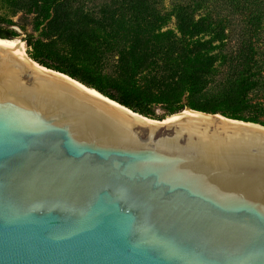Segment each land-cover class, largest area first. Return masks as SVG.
I'll list each match as a JSON object with an SVG mask.
<instances>
[{"label": "water", "instance_id": "1", "mask_svg": "<svg viewBox=\"0 0 264 264\" xmlns=\"http://www.w3.org/2000/svg\"><path fill=\"white\" fill-rule=\"evenodd\" d=\"M42 67L0 46V264H264L263 125L150 122Z\"/></svg>", "mask_w": 264, "mask_h": 264}, {"label": "trees", "instance_id": "2", "mask_svg": "<svg viewBox=\"0 0 264 264\" xmlns=\"http://www.w3.org/2000/svg\"><path fill=\"white\" fill-rule=\"evenodd\" d=\"M78 0H17V9L32 14V25L36 32H25L22 37L30 48L29 57L39 65L61 72L93 88L102 95L129 108L133 112L153 118V107L160 105L167 115L182 111L185 106L191 109L220 113L225 117L258 123L264 126L256 106L250 102V92L261 83L259 66L256 65V50L249 39L239 55L240 69L219 90L211 96H198L206 82V76L214 70L217 54L212 40L203 39L202 34L215 35L222 26V19L212 16L208 10L195 19V10L208 7L213 0H190L175 8L177 31L180 34L176 50L172 48L153 53L148 47L152 40L147 37V25L135 12L155 16L147 0H121L123 10L133 13L138 22L131 35L128 50L121 56L122 80L104 77L94 66L86 61L94 54L90 41L94 27L114 21V8L106 7L98 18L80 14L74 6ZM228 9L244 10L247 27L257 32L264 27V0H226ZM225 3V2H223ZM142 14V13H141ZM11 23L0 15V38L14 39L17 32L10 28ZM96 25V26H95ZM145 26V27H144ZM147 32V33H146ZM163 34V40L178 41L177 38ZM55 40H64L70 47V54L57 52L52 46ZM172 42V41H171ZM165 49V48H164ZM161 61V62H160ZM153 73L162 68V74L150 78L151 82H139L135 74L146 68ZM261 84V85H262ZM189 91V98L180 103L181 94ZM261 111V109H260ZM153 116V117H151ZM163 119V117H161ZM160 120V119H159Z\"/></svg>", "mask_w": 264, "mask_h": 264}, {"label": "rangeland", "instance_id": "3", "mask_svg": "<svg viewBox=\"0 0 264 264\" xmlns=\"http://www.w3.org/2000/svg\"><path fill=\"white\" fill-rule=\"evenodd\" d=\"M147 2L144 7L151 6L156 13L155 16L151 17L143 12L135 13L139 15V19L147 25L149 30L147 31L149 32L147 37L152 40V43L148 45L149 49L154 54L162 49L165 51L172 47L173 50H176L180 42V34L176 27L175 8L179 4L189 3L190 0H147ZM226 5H229L226 0H213L208 7L203 6L195 10V19L199 15H204L203 13L208 10H212L210 13L212 16H218L222 19V26H220L217 34H202L203 39L212 40L214 49L211 54H217L218 59L215 62L214 70L206 76V82L199 90L198 96L216 95L224 84L229 82L230 78L241 67L240 51L249 39L255 47L256 65L259 66L258 71L260 70V75L264 79V27L254 32L247 27L244 10L235 9L233 5H230L227 9ZM17 7V0H0V15L11 23L10 28L18 34L14 39H23L25 32H33L36 35L38 32L35 31L32 25L33 15L25 14ZM106 7L117 10L114 21H107L103 26L94 27L90 44L95 52L86 63L94 66L104 77L119 81L122 80L123 73L121 56L125 50H128L131 35L135 30L134 26L138 22L137 18L133 17L134 12L123 10L124 2H121V0H78L74 9L80 14L98 18L101 16V11ZM165 33L177 38L178 41L171 40V42L169 39L164 41L163 34ZM23 45L25 54L29 57L28 53L31 49L26 47L25 41H23ZM52 45L57 52L65 55L70 54V47L64 40H55ZM150 68L135 74V77L140 80L139 82H151L150 78L153 75L159 76L162 74V68L160 70L156 69L153 73ZM261 84L253 89L249 96L251 104L258 109L259 114L257 115L264 120V81ZM188 98L189 91L185 90L181 94L180 103H185ZM185 108L189 107L185 106L183 110ZM153 114L154 117L151 116L153 117L151 119L155 120H161V117L164 119L168 116L160 105L153 107Z\"/></svg>", "mask_w": 264, "mask_h": 264}, {"label": "bare ground", "instance_id": "4", "mask_svg": "<svg viewBox=\"0 0 264 264\" xmlns=\"http://www.w3.org/2000/svg\"><path fill=\"white\" fill-rule=\"evenodd\" d=\"M0 46L4 47V48H7V49H10L12 51H14L15 53H17L19 56H21L22 58H24L26 61H28L29 63L41 68L44 70V68L39 65L38 63H36L35 61H33L32 59H30L26 54H25V51H24V45H23V42H20V40L18 39H14V40H11V39H3V38H0ZM69 81H71L70 79L66 78V77H63ZM73 82V81H71ZM75 83V82H73ZM76 84V83H75ZM78 85V84H77ZM80 86V85H79ZM83 89H85L86 91H88L89 93L95 95L96 97L98 98H102L97 92H95L93 89L91 88H84L82 87ZM104 100V99H103ZM112 105L116 106V107H119L125 111H127L128 113L136 116L137 118H140V119H143V120H147V121H150V122H154V123H166L182 114H185V113H193V114H197V115H200V116H204V117H209V118H212L211 116H209L208 114H205V113H202L198 110H192L191 108H185L184 110L180 111V112H177V113H174V114H171V115H168L166 116L164 119H161V120H155V119H151V118H148V117H144L143 115L141 114H138V113H133L131 111H129L127 108H124L122 106H119L117 105L116 103H111ZM218 116L217 118H220V120H223L219 115H216ZM223 121H226V120H223ZM227 122H232V121H227ZM232 123H236V122H232ZM236 124H241V123H236ZM241 125H245V126H250V127H255V128H259L257 125H252V124H241Z\"/></svg>", "mask_w": 264, "mask_h": 264}]
</instances>
